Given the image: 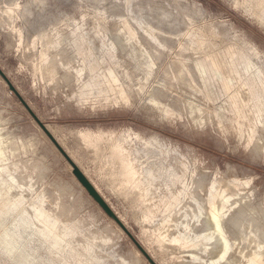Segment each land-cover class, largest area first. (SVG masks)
I'll return each instance as SVG.
<instances>
[{
	"label": "rangeland",
	"instance_id": "1",
	"mask_svg": "<svg viewBox=\"0 0 264 264\" xmlns=\"http://www.w3.org/2000/svg\"><path fill=\"white\" fill-rule=\"evenodd\" d=\"M261 37L264 0H0L1 71L155 264H264ZM116 226L0 78V264H148Z\"/></svg>",
	"mask_w": 264,
	"mask_h": 264
},
{
	"label": "water",
	"instance_id": "2",
	"mask_svg": "<svg viewBox=\"0 0 264 264\" xmlns=\"http://www.w3.org/2000/svg\"><path fill=\"white\" fill-rule=\"evenodd\" d=\"M0 78L3 80L10 94H12L20 105L24 108L33 122L37 125V127L41 130V132L45 135V137L49 140V142L53 145L55 150L61 155V157L65 160V162L71 168V174L73 178L77 181V183L81 186V188L87 193L89 198L99 207V209L104 213V215L109 218L112 222L117 225V227L126 235V237L133 243L136 249L140 252V254L144 257L148 264H155L153 260L149 257V255L145 252V250L137 243V241L132 237L129 231L125 228V226L121 223V221L117 218V216L113 213L111 208L107 205L103 197L97 192L91 182L87 179V177L83 174V172L77 167V165L71 160V158L67 155V153L61 148V146L57 143L51 133L47 130L46 126L38 119V117L33 113L31 108L27 105L21 95L17 92V90L13 87L11 82L7 79L4 73L0 69Z\"/></svg>",
	"mask_w": 264,
	"mask_h": 264
},
{
	"label": "bare ground",
	"instance_id": "3",
	"mask_svg": "<svg viewBox=\"0 0 264 264\" xmlns=\"http://www.w3.org/2000/svg\"><path fill=\"white\" fill-rule=\"evenodd\" d=\"M2 80V79H1ZM3 81V80H2ZM4 83V82H3ZM5 84V83H4ZM9 92V91H8ZM10 94V93H9ZM37 126V125H36ZM40 130V129H39ZM41 131V130H40ZM80 139L83 141V143H95V142H99V141H101L102 140V136L100 135V134H98V135H94V134H90V133H83V134H81L80 135ZM112 154L111 155H113L115 158H117L118 159V162L120 163V170H121V173H122V175H124L125 177H126V179L127 180H129V181H131V183L133 182V180L135 179V177L137 176L136 175V172H135V170H134V168L132 167V165L125 159V156L123 155V153H122V150L118 147V146H113V149H112V152H111ZM112 156V157H113ZM78 167V166H77ZM68 168H70V166L68 165ZM79 168V167H78ZM71 169V168H70ZM87 177V176H86ZM88 179V178H87ZM134 181H136V180H134ZM77 182V181H76ZM133 184V183H132ZM93 186H94V188L97 190V192L99 193V190L97 189V187L94 185V184H92ZM137 185V184H136ZM141 198V197H140ZM107 201V200H106ZM215 210V209H214ZM211 217H212V222H213V225H214V228L215 227H219L218 226V223H219V220H218V218H216L215 217V215H214V211H212V213H211ZM114 223V222H113ZM116 228L119 230V228L116 226ZM220 228V227H219ZM219 228H217V230L219 229ZM213 230H215V229H213ZM120 232H121V230H119ZM215 232H216V230H215ZM214 232V233H215ZM219 232V231H218ZM217 232V233H218ZM217 233H216V235H217ZM215 236V235H214ZM168 237V236H167ZM217 237H219V236H217ZM221 237H222V235H221ZM175 238V237H174ZM178 238V237H177ZM180 239V238H179ZM170 240V239H169ZM174 240V239H173ZM181 240V239H180ZM180 240H174V241H168V242H173L175 245L174 246H176V244L177 245H179L180 247L179 248H182V246H183V244L180 242ZM222 240V239H221ZM161 241V240H160ZM183 241V240H182ZM186 241V240H185ZM222 241H224V240H222ZM164 243H166V242H164ZM183 243H185L184 241H183ZM224 243V242H223ZM222 243V245H223V247H222V249H221V254H220V256L217 254V256L219 257V258H221L220 260H223L222 259V257H224L223 255L227 252H225V249L226 248H228V247H226V245L225 244H223ZM158 244H159V242H158ZM160 244H163V243H160ZM159 244V245H160ZM170 244V243H169ZM168 244V245H169ZM186 244V243H185ZM188 244V243H187ZM173 246V245H172ZM186 246V245H185ZM184 246V247H185ZM228 246V245H227ZM170 247V246H169ZM183 247V248H184ZM186 248V247H185ZM184 248V249H185ZM229 249V248H228ZM148 254V253H147ZM141 254H140V252L138 251V253H137V256L139 257ZM141 257V256H140Z\"/></svg>",
	"mask_w": 264,
	"mask_h": 264
},
{
	"label": "snow or ice",
	"instance_id": "4",
	"mask_svg": "<svg viewBox=\"0 0 264 264\" xmlns=\"http://www.w3.org/2000/svg\"><path fill=\"white\" fill-rule=\"evenodd\" d=\"M238 6H239V5H238ZM260 39H261L262 41H264V37H261Z\"/></svg>",
	"mask_w": 264,
	"mask_h": 264
}]
</instances>
